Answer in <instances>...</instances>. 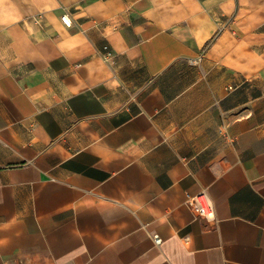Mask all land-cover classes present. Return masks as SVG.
<instances>
[{
	"label": "crops",
	"instance_id": "obj_1",
	"mask_svg": "<svg viewBox=\"0 0 264 264\" xmlns=\"http://www.w3.org/2000/svg\"><path fill=\"white\" fill-rule=\"evenodd\" d=\"M0 264H264V0H0Z\"/></svg>",
	"mask_w": 264,
	"mask_h": 264
},
{
	"label": "built area",
	"instance_id": "obj_2",
	"mask_svg": "<svg viewBox=\"0 0 264 264\" xmlns=\"http://www.w3.org/2000/svg\"><path fill=\"white\" fill-rule=\"evenodd\" d=\"M61 22L64 26L70 27L71 19H69L67 14L60 16ZM191 207L194 213H196L197 217H202L204 219L213 220L215 212L213 210V206L209 202L208 198L205 197L203 194H200L198 198H195L192 203ZM154 244H159L160 238L159 236L155 235L154 237Z\"/></svg>",
	"mask_w": 264,
	"mask_h": 264
}]
</instances>
